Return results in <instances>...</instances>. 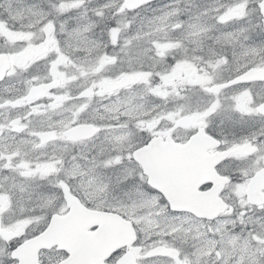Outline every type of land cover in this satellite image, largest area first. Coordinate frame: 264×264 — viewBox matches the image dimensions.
Segmentation results:
<instances>
[{
  "label": "snow or ice",
  "instance_id": "1",
  "mask_svg": "<svg viewBox=\"0 0 264 264\" xmlns=\"http://www.w3.org/2000/svg\"><path fill=\"white\" fill-rule=\"evenodd\" d=\"M0 264H264V0H0Z\"/></svg>",
  "mask_w": 264,
  "mask_h": 264
}]
</instances>
